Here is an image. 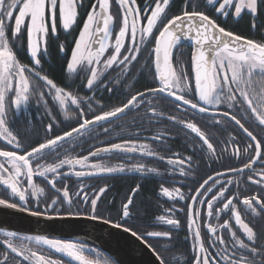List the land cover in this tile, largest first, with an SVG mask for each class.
<instances>
[{
	"label": "snow or ice",
	"instance_id": "6c2138e0",
	"mask_svg": "<svg viewBox=\"0 0 264 264\" xmlns=\"http://www.w3.org/2000/svg\"><path fill=\"white\" fill-rule=\"evenodd\" d=\"M119 5L122 13V24L115 34V42L112 45L107 43L109 37L113 34L115 23L114 16L110 13V0H96L92 4V10L87 14V19L79 32V38L75 41V47L72 50L71 59L67 63L69 73L85 72L87 83L85 87L92 89L96 86L99 77L113 68L114 65L122 66L127 72L128 65L137 60L141 52V45L146 41L150 43L149 38L154 34V29L162 25L159 35L155 36V46L152 52L155 55V78L159 80L160 87L149 88L148 92L152 94L164 93L166 97H172L175 101L182 102L183 105L190 106L191 109L199 113H209V106L215 107L226 104L229 109L236 107L237 104L244 112H250L251 116L258 122V126H264V41H254L235 34L220 26L215 20L211 19L202 11L184 10L180 15H175L167 19V8L170 0H145L147 7L140 9L136 7L137 0H115ZM154 3V7L152 4ZM209 5L215 6L217 13L225 16L230 13L227 9L234 5L235 15L238 17L242 11L247 9L250 14L255 15L258 12V0H207ZM82 6V0H0V140L6 142L13 149H21L22 144L13 133L7 123V102L6 96L14 90V96L11 98V105L19 109L23 104H27L30 95L40 88V81L44 82V87L48 88L52 100L59 104L61 109L70 103L80 107L82 97H77L63 87L57 86L48 76L42 75V70H36L35 66L41 64L38 54L43 55L41 46L46 50V38L51 34L57 33L56 16L57 9L59 22L63 30H71L78 18V7ZM18 10V15L16 11ZM142 12H150L146 17V25H140ZM15 19L14 28L11 27V20ZM166 20V23L164 22ZM51 26L49 27V22ZM139 25V26H138ZM27 30V53L33 61V67L20 63L14 52L13 43L7 36V29L11 28L12 37L18 38L24 28ZM139 39L137 40V35ZM130 35L132 43L130 46L125 45V37ZM191 40L193 43V52L191 55L192 69L195 79V101L187 98L192 94V89L188 87V76L181 69L179 72L174 70L171 63V57L174 47L181 39ZM60 51H64V45L61 44ZM112 53L106 58L108 49ZM122 48L126 53H122ZM261 77L260 88L261 94L254 95L253 77ZM111 91V89H108ZM145 96L144 92H137L132 95L122 106L115 107L112 110L104 111L102 114L95 115L93 119H83L78 127L66 131L63 135H57L54 138L47 139L46 142L32 147L30 151L24 154H18L15 150H5L0 147V186L19 201H25L28 194L37 199L45 195V188L38 186L34 176L43 177L52 189L58 194L51 200V204L46 207H54L58 202H67L69 208L73 205V195L80 198V193H70L67 185L57 187L56 179L61 176L58 171L62 166L68 165L70 170L73 166L79 165L81 169L90 168L92 171H75L74 175L82 177L85 175H95L98 173L123 172L125 167L114 166L105 167L99 163H88V156L81 158H65L54 164H41L45 150L55 149V147L66 138L72 137L73 133H78L81 129H86L92 124H98L101 121H108L110 118L117 117L130 107L137 105L138 98L142 102ZM39 99L44 100V93H39ZM163 99V98H162ZM246 105V108L244 107ZM91 107V105H89ZM177 108L180 104L176 105ZM153 115H157L155 109H152ZM220 115L233 121L246 134L253 143H249L243 148V154L248 155V162L244 163L241 168H230L229 172L244 173L245 170H253L256 162H264V140L259 139L248 127L238 119L234 113L223 111L212 113V117ZM49 115H52L49 112ZM65 117L69 115L67 111ZM84 115L83 112L80 113ZM211 118V117H210ZM169 120H176V117L169 116ZM55 122V120H53ZM185 128L194 133L203 145L207 146L210 156L216 155V149L208 136L205 135L196 123L191 121L185 122L179 120ZM221 120H215V124H221ZM48 131H51L53 124L50 123ZM107 131V130H106ZM153 139H160L159 136ZM235 141V137H232ZM252 150L250 153L249 150ZM138 147L135 142L125 140L123 143H112L108 147L96 149L89 153L90 156H97L100 152H136ZM139 150L149 156L156 155L155 152L148 148L147 144H140ZM241 149L234 148L233 155L240 157ZM36 158L35 168L33 167V158ZM160 159H164L163 156ZM191 156L168 159L169 165L179 166L181 176L189 175L185 171L184 165L190 162ZM134 170L145 171L143 165L133 166ZM131 170V169H130ZM148 172H155V168H148ZM51 173L52 179L48 178ZM226 175L224 172H217L216 177ZM258 176L259 179L255 177ZM22 178L27 181V188L22 187ZM212 181V186H208ZM248 181L253 185L260 186L261 195L244 196L239 199L236 196L229 195V185L233 183L229 179L222 183L219 179H214L209 175L203 183L195 189L196 194L190 197L193 203L187 205V224L189 237L192 240L193 258L191 264H264V243L260 242L261 237L252 226V219L264 214V168H261L253 175H248ZM219 185V190L211 196L210 199L202 197L213 192V188ZM139 187V186H138ZM137 188L132 192L136 193ZM204 192H201V190ZM30 190V193H29ZM106 192V187L99 188L89 196L86 192L82 196L85 204L90 203L91 215L89 219H101L96 215L98 200ZM161 194L173 201L186 200L187 197L180 188L169 189L161 187ZM207 205V216H215L218 220L222 219L221 213L228 212L230 216L223 219V223L213 225L203 223L201 211L194 205L196 202ZM6 203L5 199H0V205ZM133 203V197L129 196L127 201L122 205L123 217L130 215L129 208ZM222 205V207L217 206ZM240 205L243 208L239 207ZM8 207H16V204H9ZM23 210V209H22ZM166 211H172L171 209ZM32 215H41L39 211H33ZM79 212H69L68 215H79ZM159 222L171 226H179V221L171 216L160 215L156 218ZM234 221V224L232 223ZM105 224L111 223L110 220H104ZM115 228H121L119 223L112 224ZM207 229V240L202 237L201 228ZM125 232H131V235L137 241L147 245L156 255L159 264H167L163 256L148 242L147 238L165 237L170 238L169 231H148L144 234H138L137 231L124 227ZM226 234V235H225ZM11 237L12 233L6 234ZM29 239H32L31 237ZM38 244L46 245L48 249L62 254L75 261L77 264H93L85 254L83 245L61 241L58 239H48L44 236L34 237ZM7 248L14 253L16 257H23L24 261L30 264H61L58 259H51L48 255L38 254L36 250L22 251L14 246L7 239L5 240ZM257 257L260 260L257 261ZM0 264H8V256L5 255Z\"/></svg>",
	"mask_w": 264,
	"mask_h": 264
},
{
	"label": "flooded vegetation",
	"instance_id": "af4514ba",
	"mask_svg": "<svg viewBox=\"0 0 264 264\" xmlns=\"http://www.w3.org/2000/svg\"><path fill=\"white\" fill-rule=\"evenodd\" d=\"M171 1L172 0H170V3ZM95 2L96 0H94L92 4ZM192 4L195 7L196 0H194ZM110 5L111 7L109 11L111 14H113L114 23L116 25L113 34L110 36L109 45H112L115 42V34L119 29L114 12L118 7V4H116L115 0H110ZM152 6L154 7V3ZM136 7L140 9L147 7L145 0H137ZM16 14L18 15V10L16 11ZM142 15V21L144 22L143 25H146V17L150 15V12H142ZM76 23L77 21L71 30H63L59 22L57 9V33L55 36L50 34L46 38V48H48L50 43L53 42L55 45L57 44L59 53L64 55L66 54L67 47L72 46V49L69 53L70 60L72 50L75 47V41L79 38V32L83 27L82 25V27L79 28L80 30H77ZM14 25L15 19L13 20L11 27L14 28ZM50 26L51 21L49 22V27ZM23 32H25L27 38V30L24 29ZM157 35H159V33ZM19 36H21V34ZM8 38L11 39L9 36ZM57 38L60 39V42L53 41ZM71 38H73V40ZM138 39L139 34L137 35V40ZM149 40L151 43H155V41L152 42V39ZM129 42L132 43L130 35L129 40H127V37H125V45L128 46ZM61 44L64 45L63 52L60 51L59 46ZM121 51L122 53L127 54L126 49L122 48ZM188 51H190V55L187 54ZM41 52L43 53L45 59L50 60L51 55L49 53L46 54V50L43 45L41 46ZM111 53L112 49L109 48L108 51H106L105 56L101 59H106ZM191 55L192 49L190 47H187L186 45L181 46L172 56V67L178 72L182 69L183 73L187 74L188 87L192 89V94L188 95L185 93V95L187 98L193 99L195 101L196 96L192 75ZM41 56L42 55L38 54V58ZM138 57L141 56L138 55ZM128 66H130V64ZM38 67L39 65H36L35 68L38 69ZM118 67L119 69H114ZM123 71L124 70L122 66L114 65L113 68L108 69L107 72L101 75L97 81L96 87L98 94L104 95L106 91H109L108 89H111L112 91V87L119 84V75ZM128 72H130L132 75L139 74L141 71L133 72L127 70V72L124 74H127ZM67 73L70 77V73L68 71ZM108 74L111 76L106 78V75ZM157 81L158 80H156L155 86L153 88L160 87V83ZM260 81L261 77L259 75H255L253 77V86L255 89L253 93L254 95L259 94V91L261 90ZM84 84L86 85V82H84ZM86 88L87 87H85V90ZM65 90L70 91L69 89ZM111 91H109V93H111ZM146 91L147 89L142 92ZM14 94L15 93L13 90L6 96L8 108L6 119L8 126L20 140L22 148L13 149L10 145H6V142L3 140H0V147H4L5 150H15L21 155L24 154L25 151H30L32 147H36L40 143L46 142L47 139L54 138L57 135H63L64 132L71 131L72 128L78 127L79 124L83 122V119H87L85 118V114L81 116L80 113H85L83 110L87 106H93V103L85 101L86 93L83 91V94L79 93V96H77L83 98L80 101L79 108L68 103L64 109H61L59 104L52 100L53 106L50 107L47 105L44 109L43 106L33 108L36 109V114L34 115L32 110H30L27 114L23 111V108L25 106L27 112L29 108H32L29 106V104H23L19 107V109L15 107L13 108L11 105V98L14 96ZM165 98L168 97L163 94H155L144 97L142 102L138 100L137 105L130 107L127 112L124 113L126 115L125 117L120 118V116H117V118L114 120H108L110 122L102 121L98 124L91 125L86 129H81V131L77 134L58 144L54 150H45L43 159L39 161L44 165L58 163L59 160L65 158L78 159L83 156H88L89 164L99 163L105 167L121 165L125 167V171L123 172L98 173L95 175L77 177L74 175L75 171H92V169H81L79 165H76L70 170L68 165L62 166L58 170L61 173V176L55 181L57 187L62 188L63 186L67 185L70 193H80V198H77L75 195H73V205L71 208H69L67 202H58L54 207H46V204H51V200L56 198L58 194L55 192V189H52L51 185H49L47 181L40 176H34L33 180L38 186L45 188V195L40 196L37 199L36 197H32L30 194H28V198L25 201H19L18 197L11 195L10 190H6L4 186H0V199H5L9 204H16V207L28 212L39 211L42 215L88 217L91 215V206L90 203H84L82 196L85 192L89 196H92L94 192L99 191V188L106 187V192L102 194L101 198L98 200L96 215L101 217L100 220H110L112 224L119 223L122 225V227H128L131 230L137 231L138 234H144L147 232L149 227L147 228L146 225H136L135 223L138 220V214H141V209H138L139 202L138 200L136 201V196L134 195L139 192L141 187H144L147 190V187L153 185L154 192L151 195L147 191L148 196L146 199V205L148 204L149 206L147 210H149L150 204L153 207L150 211H147V214H143L142 216L146 217L148 223H152L157 231H169L171 235H175V245L168 246V250H174L175 254L171 252L170 257H168V254H166L164 259L167 261V264H191L193 258V248L192 240L188 235L189 230L187 224V205L189 203H193L190 197L196 194L195 189L198 188L199 185L203 183V180L207 179L209 175L213 176L215 179L214 160L216 157H222L226 158V160H230L231 163L228 164L230 168H241L244 163L248 162V155L243 154V148L247 147L249 143L254 144V142H252L250 138L247 137L246 134L233 121H230L218 114L212 117V113H219L223 111L234 113L238 119H241L242 123H244L246 127L253 131L254 134L262 140H264V126H258V122L255 121L253 116H251L250 112H244L239 104H237L236 107L232 109H229L226 104H221L215 107L209 106V113H199L198 111L191 109L190 106L183 105L182 102L175 100L173 102H166L164 100ZM177 104H180L179 108L176 107ZM109 107L113 108L119 106H116V104H111ZM244 107L246 108V105H244ZM152 109H155L157 115H153ZM15 110H18L19 115L24 114L25 123L30 127L29 134H36L33 135L32 141H30V143L26 141L24 134L21 132V130H19L18 124L20 122V118ZM65 111L69 113L67 118L64 115ZM49 112H51L52 115H49ZM45 115H47L46 118ZM169 116L176 117V120H169ZM91 119L93 118H90V120ZM181 119L185 122L191 121L196 123L197 126L201 128V131H203L205 135L209 137L210 142L213 143L216 149L215 156H210L207 146L203 145V142L199 140V137H197L194 133H191V131L185 128L183 124L178 123V121ZM53 120H55V122H53ZM215 120H221L222 123L217 125L215 124ZM50 123L53 124V128L51 131H48L47 126ZM156 136H159L160 139H153V137ZM232 137H235L234 142L232 141ZM125 140L135 142L138 150L136 152L130 153L100 152L95 157L89 155L90 152L95 151L96 149L108 147L112 143H123ZM140 144H147L148 148L155 152L156 155L149 156L143 154L139 150ZM234 148L241 149L242 155L240 157H236L232 154ZM249 151L250 153L252 152L251 149ZM161 156H163L164 159H160ZM188 156H191L192 159L190 162H186L184 165L185 171L189 173L187 176H181L179 174V166L169 165L167 163L168 159L170 158L177 159ZM36 162V158L34 157V168ZM138 165H143L145 171L140 172L134 170L133 166ZM148 168H155L156 171L148 172ZM261 168H264V162L258 160L254 169L251 171L245 170L244 173L229 172V176H223L219 179L222 183H226L229 179L233 181V183L228 186V194L231 196H236L239 199H243L244 196L250 195L259 196L261 195L260 186L251 184L248 181V175H253ZM52 175L53 174L49 173L48 178L52 179ZM255 178L259 179L258 176ZM212 183L213 182L210 181L208 186H212ZM162 186L168 187L170 190L173 188H180L187 199L182 201H173L168 197L163 196L161 194ZM22 187L27 188V181L24 178H22ZM137 187L138 191L133 193L132 189ZM218 190L219 185L213 188L212 193H208L202 198L205 200L210 199L211 196L214 195ZM201 192H204V190L202 189ZM132 195L133 203L129 208L130 215L128 217H123L122 205L127 201V198ZM194 206L199 208L201 211L203 217V219L200 221L201 224L207 222L216 225L218 223H223V219H227L230 216V213L226 211L221 213L222 219L218 220L215 216H207L206 204H200L197 201ZM217 206L222 207V205ZM239 207L243 208L242 205ZM169 209L172 211H166ZM69 212H79L80 214L68 215ZM160 215L171 216L172 218L177 219L179 221V226L162 224L156 219ZM248 219H252V226H254V230L260 234V242L264 243V214L255 218L246 217V222ZM232 223L234 224V221H232ZM201 231L202 237L207 240V229L202 227ZM6 234V232L0 231V260H3L5 255H7L8 264H30V262L24 261L22 256L16 257L14 253H11V250L7 248L5 243L6 239L22 251L36 250L38 251V254H45L51 259L60 260L61 264H75L68 260L66 256L56 253L54 250L48 249L46 245L38 244L34 239H28L17 235L8 237ZM147 240L151 245L154 243L152 238H147ZM67 242L83 245L85 248V254L88 255L89 259L93 261V264H117L109 256L97 248L78 242ZM256 259L259 261L260 257H257Z\"/></svg>",
	"mask_w": 264,
	"mask_h": 264
},
{
	"label": "trees",
	"instance_id": "16d2710c",
	"mask_svg": "<svg viewBox=\"0 0 264 264\" xmlns=\"http://www.w3.org/2000/svg\"><path fill=\"white\" fill-rule=\"evenodd\" d=\"M94 0H83L82 6L78 7V18H77V30L82 27L84 21L87 19V14L90 10H92V2ZM193 1L194 0H172L167 8V19H171L175 15H180L182 11L184 10H193ZM215 6L209 5L207 3V0H196L195 4V10L202 11L206 15H208L211 19L215 20L220 26L224 27L228 31H232L235 34L241 35L245 38L252 39L254 41H264V0H258V12L256 15H252L249 12H243L240 16L235 17L231 14L224 16L223 14L217 13L215 11ZM14 20H11V24ZM166 23V20H165ZM11 28L7 29L8 36L14 40L13 47L15 48V54L17 55V59L20 63L32 66L33 63L32 60L27 53V38L25 32L21 34L18 38L12 37V32L10 30ZM80 30V29H79ZM159 30H162V25L159 27L157 32H154V35L151 37L152 42L155 41V36L159 33ZM10 39V40H11ZM73 40V38H71ZM52 40V39H51ZM50 40V41H51ZM60 39L57 38L53 41L60 42ZM131 42H129L130 44ZM128 44V46H129ZM155 43H149L146 41L144 44L141 45V52L139 53V56L136 61H133L130 66H128L129 71L137 72L141 71L139 74H130L128 72L127 74H124L123 71L119 75V84L117 86L112 87L111 93L109 91H106L103 94L99 95L98 91H96V86H94L92 89L86 88L85 90V84L87 83V75L88 73L85 72H77V73H70V77L67 73V63L69 61V53L72 49V46L67 47L66 54L61 55L58 50L57 44L55 45L53 42L50 43L48 48H46V54L49 53L51 55L50 60H47L44 58V55L40 57L41 64L39 65L38 69L36 70H42V75H47L48 78L52 79L53 82L59 86L63 87L65 89H69L70 92L75 94L76 96H79L80 94H83V91L85 94V101L93 103V106L89 107L87 106L83 111L85 112V118L90 119L94 118L95 115L102 114L104 111L112 110L113 108H110L109 105L116 104V106H122V104L126 103L128 99L132 95H135L137 92H142L146 89L153 88L155 86L156 79L155 78V68H154V53L152 52V49L154 48ZM184 46L183 44L179 45L173 54L176 53V51L181 47ZM70 47V48H69ZM188 50V49H187ZM188 55H190V51L187 52ZM31 64V65H30ZM36 67V66H35ZM114 69H119L114 68ZM111 75H106L107 77H110ZM158 82V81H157ZM41 87L36 89L35 92H33L30 95L29 101L27 102V105L29 104L30 107L28 111L26 112V108L24 106L23 111L28 114L30 110L36 114V109L40 106H43V109L46 108V106H53L52 96H50L48 88L44 87V82H39ZM44 93V100L41 101L39 99V93ZM254 93V92H253ZM259 94H261V90L259 91ZM257 94V95H259ZM159 99V98H154ZM166 102H173L174 99L172 98H165ZM98 104V105H97ZM36 106V107H35ZM14 108V106H13ZM20 118V122L18 124L19 130L24 134V138L28 143L32 141L33 135H36L35 133H30V127L25 123L24 120V114L19 115L18 110H15ZM123 115V114H122ZM21 116V117H20ZM120 115L121 117H125ZM47 115H45V118ZM80 117V115H79ZM117 117L110 118L109 120H114ZM119 118V117H118ZM110 122V121H108ZM21 127V128H20ZM39 132V131H38ZM231 163L230 160H226V158L222 157H216L214 160V175L215 179H219L221 177H216L217 172H224L226 175L229 176V169L230 167L228 164ZM223 177V176H222ZM220 180V179H219ZM152 195L154 192V186L147 187V190L144 187H141L139 189V192L136 193L134 196H136V201L138 200V209H141V214H138V220L135 222L136 225H146L148 231H157L152 223H148V220L146 217L142 216L143 214H147V211H150L152 209V205L150 204V208L148 209V204L146 205V199L148 196V192ZM133 197V195H132ZM151 197V196H150ZM140 229V228H138ZM141 230V229H140ZM153 242L152 246L153 248H157L156 250L165 258L166 254H168V257H170L171 252L175 254L174 250H168V246H174L175 245V235H170V238H152ZM161 247H160V244ZM158 246V247H157Z\"/></svg>",
	"mask_w": 264,
	"mask_h": 264
},
{
	"label": "water",
	"instance_id": "95a60500",
	"mask_svg": "<svg viewBox=\"0 0 264 264\" xmlns=\"http://www.w3.org/2000/svg\"><path fill=\"white\" fill-rule=\"evenodd\" d=\"M109 41L110 37L107 41L108 44ZM181 44L190 47L193 52L192 41L182 38L174 47L173 53ZM170 59L172 63V57ZM192 75L195 86L193 69ZM144 93V97L155 95L148 91ZM159 94L166 95L157 93V95ZM75 134L77 133H73V135ZM7 205H9L7 202L4 205H0V231L28 239L30 237L34 239L36 236H44L48 239L82 243L99 249L117 264H159L152 249L137 241L131 235V232H125L123 230L124 227L115 228L112 223L105 224L103 220H92L87 216H49L42 214L35 216L31 214L32 212L18 207H8ZM66 258L70 260V258ZM71 262L77 264L75 261Z\"/></svg>",
	"mask_w": 264,
	"mask_h": 264
},
{
	"label": "rangeland",
	"instance_id": "374dc122",
	"mask_svg": "<svg viewBox=\"0 0 264 264\" xmlns=\"http://www.w3.org/2000/svg\"><path fill=\"white\" fill-rule=\"evenodd\" d=\"M220 2L222 3L223 2V0H220ZM216 5V7H218L219 6V4H215ZM227 11L231 14V15H233V16H235V17H237L236 15H235V8H234V5L233 6H230L228 9H227ZM115 17H116V22L118 23V26H120L121 24H122V13L120 12V9H119V5H118V7L115 9ZM243 12H249L247 9H245V10H243L242 11V13ZM241 13V14H242ZM250 13V12H249ZM19 14V13H18ZM221 14V13H220ZM256 15V14H255ZM142 19H143V15H142V18H141V20H140V25H143L144 24V22L142 21ZM165 22V21H164ZM159 27H161V25H159L158 26V28L157 29H154V32H157V30L159 29ZM24 29H26V27L24 28ZM154 35V34H153ZM152 35V36H153ZM151 36V37H152ZM157 36V35H156ZM127 37V40H129V35L128 36H126ZM151 37L149 38V39H151ZM130 39H131V37H130Z\"/></svg>",
	"mask_w": 264,
	"mask_h": 264
}]
</instances>
